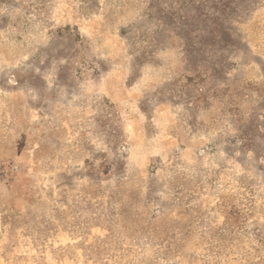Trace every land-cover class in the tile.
Masks as SVG:
<instances>
[{
  "label": "rangeland",
  "instance_id": "1",
  "mask_svg": "<svg viewBox=\"0 0 264 264\" xmlns=\"http://www.w3.org/2000/svg\"><path fill=\"white\" fill-rule=\"evenodd\" d=\"M0 264H264V0H0Z\"/></svg>",
  "mask_w": 264,
  "mask_h": 264
}]
</instances>
